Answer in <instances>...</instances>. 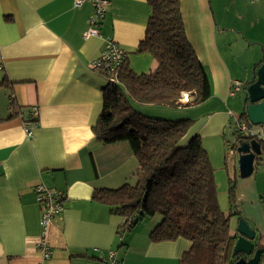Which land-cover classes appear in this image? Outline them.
<instances>
[{
	"label": "crops",
	"instance_id": "obj_1",
	"mask_svg": "<svg viewBox=\"0 0 264 264\" xmlns=\"http://www.w3.org/2000/svg\"><path fill=\"white\" fill-rule=\"evenodd\" d=\"M91 11L89 1L76 6L75 0H0V264L40 261L37 184L64 193L62 211L48 228L51 254L45 264H107L109 250L117 264H178L190 245L184 238L152 242V221L119 233L123 218L92 199L94 189L117 188L137 168L127 140L102 143L95 137L106 78L92 63L106 38L126 50L136 73L153 70L156 62L150 53L135 51L145 33L147 0H109L101 35L86 37ZM180 12L208 75L210 96L178 107L184 111L178 114L166 105L159 111L158 105L132 106L149 116L189 117L190 136H219L236 120L232 81L243 88L264 56V0H180ZM32 122L26 136L24 125ZM252 173L236 179L233 174L236 206L260 234L264 189ZM237 219H230L231 234Z\"/></svg>",
	"mask_w": 264,
	"mask_h": 264
},
{
	"label": "trees",
	"instance_id": "obj_2",
	"mask_svg": "<svg viewBox=\"0 0 264 264\" xmlns=\"http://www.w3.org/2000/svg\"><path fill=\"white\" fill-rule=\"evenodd\" d=\"M147 4L144 37L135 51L150 53L156 66L136 73L126 56L115 70L99 73L106 78L101 88L103 107L92 126L102 143L129 142L137 161L135 182L94 189L92 199L123 218L119 233L133 228L142 217L159 214L160 221L149 232L152 242L177 238L190 242L178 264H235L230 219H245L236 206L235 179L229 181L225 213L218 204L213 168L200 136L188 135L193 120L144 115L131 104L182 107L210 96L205 67L185 35L180 0H147ZM262 63L264 56L256 68ZM237 120L249 121L243 108ZM232 134L233 148L247 137Z\"/></svg>",
	"mask_w": 264,
	"mask_h": 264
},
{
	"label": "built area",
	"instance_id": "obj_3",
	"mask_svg": "<svg viewBox=\"0 0 264 264\" xmlns=\"http://www.w3.org/2000/svg\"><path fill=\"white\" fill-rule=\"evenodd\" d=\"M89 1L92 5V11L88 18V27L84 32V36L101 35L99 25L104 18L106 8L109 4V0H75V5L80 6L83 2ZM257 1V0H250ZM127 52L119 44L112 41L110 38L104 40V46L99 56L93 61L92 68L98 73H107L115 70V68L126 58ZM243 83L238 80L232 81L230 85V94L242 89ZM188 98L185 95L183 102H187ZM36 113V107H33L32 114ZM34 122L31 124L26 123L24 125V131L26 136L32 134V128ZM235 134H241L249 136L251 138H261L264 135V123L258 125H252L249 121L235 120L231 128ZM235 151V149L233 148ZM36 194V201L40 205V234L36 245L39 253L40 261L38 264H45L44 262L49 259L51 254V247L48 241V228L54 217L60 214L62 211V202L64 200V193L55 189L48 188L43 184H37L34 187ZM105 262L107 264H117L115 254L113 250H109ZM259 264H264V254L261 257Z\"/></svg>",
	"mask_w": 264,
	"mask_h": 264
},
{
	"label": "water",
	"instance_id": "obj_4",
	"mask_svg": "<svg viewBox=\"0 0 264 264\" xmlns=\"http://www.w3.org/2000/svg\"><path fill=\"white\" fill-rule=\"evenodd\" d=\"M247 102L243 109L252 125L264 123V63L254 71L252 78L242 88ZM248 137V138H247ZM235 147L238 161V176L246 177L254 170V162L262 152L263 144L258 139L247 136ZM232 255L238 256L235 264H259L264 247L259 244L256 228H251L247 220L237 219L234 233Z\"/></svg>",
	"mask_w": 264,
	"mask_h": 264
},
{
	"label": "rangeland",
	"instance_id": "obj_5",
	"mask_svg": "<svg viewBox=\"0 0 264 264\" xmlns=\"http://www.w3.org/2000/svg\"><path fill=\"white\" fill-rule=\"evenodd\" d=\"M241 60L243 61L242 56L240 57ZM238 73H242L241 67H236L235 68ZM239 81V80H238ZM232 95V94H231ZM233 95H235V99L237 102V106H235V115L238 116L243 108L244 105V95L242 93V90L240 89L239 91L235 92ZM234 98V97H233ZM233 101V99H232ZM134 103V101H131V104ZM217 104V102H214ZM199 104V103H198ZM148 107L147 104H144ZM137 106V105H136ZM139 106V105H138ZM137 106V109L139 108ZM150 106H155L151 105ZM162 106L164 105H158L157 106V111L162 109ZM164 108V107H163ZM168 112L171 113H184L180 112L179 110H183L182 108L179 109L178 107H171V106H166ZM210 110L213 109V107L208 106L205 108V110ZM147 111V110H146ZM149 112V111H148ZM144 114L145 112H141ZM155 115V114H153ZM234 116L236 119L237 117ZM163 117V116H162ZM168 117L166 116L165 119ZM235 121H233V124ZM231 130V129H230ZM227 128L224 131V134H220L219 136H212V135H200V139L202 142L203 147L205 148L208 157L210 159L212 168H213V176H214V181L216 185V192H217V198H218V204L221 210L223 212H227L228 209V186H229V181L233 178V174L235 179L238 178V161H237V156L235 157L236 153L233 150V142L235 140V136L232 134V132ZM262 143L264 145V135L261 136ZM236 158V159H235ZM234 165H236L234 167ZM254 172L255 174H258L260 176L261 180V188L264 189V146L262 149V152L257 160L254 162ZM253 176H256L253 174ZM129 183L133 184L135 182V177L132 176L131 180L128 181ZM264 191V190H263ZM264 197V194H263ZM140 218V216H139ZM161 216L159 214H154L153 216H145L140 218L138 222L134 225V227L141 222H150L152 221L154 223V226L160 221ZM153 226V227H154ZM261 234V235H260ZM258 234L259 236V244L264 247V232Z\"/></svg>",
	"mask_w": 264,
	"mask_h": 264
}]
</instances>
